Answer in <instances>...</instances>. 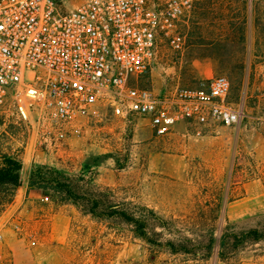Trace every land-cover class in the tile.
I'll list each match as a JSON object with an SVG mask.
<instances>
[{"label":"rangeland","instance_id":"1","mask_svg":"<svg viewBox=\"0 0 264 264\" xmlns=\"http://www.w3.org/2000/svg\"><path fill=\"white\" fill-rule=\"evenodd\" d=\"M192 1L177 25L182 49L162 38L137 85L162 94L223 75L228 101L243 105L240 125L181 121L157 136L146 119L100 105L57 139L9 106L0 114V157L21 159L22 186L12 205L0 206V264H264V240L230 241L223 255L218 245L223 229L252 228L264 215V0ZM40 164L93 176L116 201L154 210L172 233L147 242L130 226L110 228L71 204L27 196L29 171ZM167 240L191 253H175Z\"/></svg>","mask_w":264,"mask_h":264},{"label":"built area","instance_id":"2","mask_svg":"<svg viewBox=\"0 0 264 264\" xmlns=\"http://www.w3.org/2000/svg\"><path fill=\"white\" fill-rule=\"evenodd\" d=\"M192 0H0V114L9 106L31 126L60 139L70 122L100 105L117 117L146 119L157 136L181 121L236 128L241 104L217 75L195 87L155 94L137 85Z\"/></svg>","mask_w":264,"mask_h":264},{"label":"trees","instance_id":"3","mask_svg":"<svg viewBox=\"0 0 264 264\" xmlns=\"http://www.w3.org/2000/svg\"><path fill=\"white\" fill-rule=\"evenodd\" d=\"M21 159L2 155L0 157V206L6 207L14 203V195L22 186ZM88 173V172H87ZM26 195L41 193L47 200L58 204H71L84 216L104 223L110 228L120 225L132 227L134 237L150 241V235L161 236L171 234L168 222L146 206H139L130 201L119 202L109 188H100L95 184L93 176L81 173H65L62 170L49 165H32L27 178ZM159 226L162 232L156 233L152 228ZM229 226L221 232L219 237V255L232 241L235 247L246 243H258L264 240V215L260 216L257 225L239 231ZM232 229V230H230ZM209 242L215 241L214 233L208 234ZM190 241V239H188ZM166 245L175 253L184 252L189 254L184 246L177 248L170 240ZM209 253V248L207 252ZM196 256L194 253L192 254Z\"/></svg>","mask_w":264,"mask_h":264},{"label":"crops","instance_id":"4","mask_svg":"<svg viewBox=\"0 0 264 264\" xmlns=\"http://www.w3.org/2000/svg\"><path fill=\"white\" fill-rule=\"evenodd\" d=\"M263 205H264V204H259L257 207H259V208H260V207H262Z\"/></svg>","mask_w":264,"mask_h":264}]
</instances>
